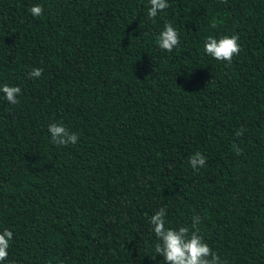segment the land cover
Returning a JSON list of instances; mask_svg holds the SVG:
<instances>
[{
    "label": "trees",
    "instance_id": "obj_1",
    "mask_svg": "<svg viewBox=\"0 0 264 264\" xmlns=\"http://www.w3.org/2000/svg\"><path fill=\"white\" fill-rule=\"evenodd\" d=\"M168 3L153 22L149 0H0V87L21 88L0 92V264H166L162 207L174 229L199 215L228 264H264V0ZM224 35L230 64L204 50ZM53 123L78 143L55 144Z\"/></svg>",
    "mask_w": 264,
    "mask_h": 264
},
{
    "label": "clouds",
    "instance_id": "obj_2",
    "mask_svg": "<svg viewBox=\"0 0 264 264\" xmlns=\"http://www.w3.org/2000/svg\"><path fill=\"white\" fill-rule=\"evenodd\" d=\"M150 7L148 9V18L155 22L158 13L169 8L168 0H149ZM30 13L35 17H41L44 13L43 6L40 4L32 5L29 9ZM215 27V24H213ZM238 35H224L217 39L214 36H208L204 44L205 52L219 61L231 63L234 56L239 55L241 46L238 43ZM158 46L162 51L171 53L180 43L179 33L172 23H166L163 31L157 38ZM43 69L33 68L28 74L30 78L36 79L41 77ZM9 103H18L17 96L21 94L19 86H10L3 84L0 87ZM49 132L52 141L57 145H75L79 141L77 133L70 131L63 124L49 125ZM242 130L237 131V135H242ZM192 169L199 170L206 164L205 156L200 153H194L189 160ZM165 208H160L154 215L150 217V224L158 243L155 244V252L162 254L166 264H228L226 260H221L219 254L210 247L199 234L198 225L201 221L199 215L193 216L191 230L187 226H181L179 229L166 227ZM13 231L5 228L0 232V261L8 258V249L10 241L13 239ZM155 259V257H152Z\"/></svg>",
    "mask_w": 264,
    "mask_h": 264
}]
</instances>
